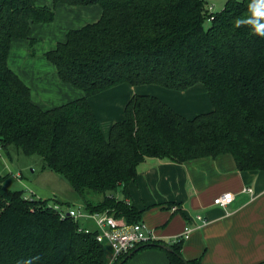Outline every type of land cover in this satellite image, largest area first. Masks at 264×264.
<instances>
[{
  "label": "trees",
  "instance_id": "obj_1",
  "mask_svg": "<svg viewBox=\"0 0 264 264\" xmlns=\"http://www.w3.org/2000/svg\"><path fill=\"white\" fill-rule=\"evenodd\" d=\"M61 3L99 5L102 13L45 52L83 95L43 108L9 56L21 39L34 54L33 26L54 21ZM122 83L173 90L203 83L213 109L189 118L155 95L135 93L105 135L89 98ZM12 145L67 179L77 198L66 203L129 223L142 221L128 202L129 185L148 157L184 163L230 153L238 170H264V0H228L216 13L207 0H0V148ZM6 178L0 174V264H107L94 232L80 231L56 203L9 188ZM184 240L134 250L166 244L170 264H201L183 256Z\"/></svg>",
  "mask_w": 264,
  "mask_h": 264
},
{
  "label": "crops",
  "instance_id": "obj_2",
  "mask_svg": "<svg viewBox=\"0 0 264 264\" xmlns=\"http://www.w3.org/2000/svg\"><path fill=\"white\" fill-rule=\"evenodd\" d=\"M37 2L51 6L53 0ZM55 12L53 22L33 26L32 34L38 39L35 55L29 54L28 40L21 39L13 43L9 56L11 67L29 86L33 102L43 108L83 95L81 89L61 80L54 64L46 60L45 52L64 40L75 24L98 20L102 9L99 5L61 3ZM135 93L155 95L189 118L213 109L203 83L185 90L158 84L122 83L89 98L105 135L115 122L124 118L125 106ZM129 190L128 200L142 211V221L161 242L183 235L187 226L199 223L197 215L207 219L185 238L182 247L185 258H198L201 264L264 262V170L240 171L230 153L184 163L148 157L139 166ZM227 191L234 192L233 202L226 206L214 204V198ZM125 264H170V261L165 248L148 247L136 251Z\"/></svg>",
  "mask_w": 264,
  "mask_h": 264
},
{
  "label": "rangeland",
  "instance_id": "obj_3",
  "mask_svg": "<svg viewBox=\"0 0 264 264\" xmlns=\"http://www.w3.org/2000/svg\"><path fill=\"white\" fill-rule=\"evenodd\" d=\"M227 1L228 0H207V8L213 13H216L224 8ZM87 21L90 22L89 20ZM81 23L75 24L73 27L78 28L84 25L83 22ZM210 24L211 19L208 18L205 22V26L208 27ZM27 45L29 54H31L29 43H27ZM27 45H25V48ZM41 46L46 47V44L42 43ZM25 51H27V49ZM35 54L36 49L34 54L31 55ZM12 65L13 64L10 62L9 66L11 67ZM13 70L15 71V69ZM0 174L7 175L6 184L9 188L23 190L25 195H36L48 199L51 203H56L58 206L68 207L69 203L66 202L70 199L77 198L76 193L67 179L50 168L45 167L44 160L41 156L37 154L26 155L20 148L16 147V145H12L8 147V149L0 148ZM60 201H65V203H61ZM69 202L72 203L73 201ZM128 202L131 201L128 200ZM76 203L87 208L86 204L83 202Z\"/></svg>",
  "mask_w": 264,
  "mask_h": 264
},
{
  "label": "built area",
  "instance_id": "obj_4",
  "mask_svg": "<svg viewBox=\"0 0 264 264\" xmlns=\"http://www.w3.org/2000/svg\"><path fill=\"white\" fill-rule=\"evenodd\" d=\"M234 199V192L227 191L215 197L214 204L226 206L232 203ZM56 207L62 210L60 211L61 216L66 215L78 222L80 231L95 233L96 240L108 250L107 264H114L141 244L157 241L155 235L147 229L143 221L129 223L124 217H117L108 211H91L79 203H73L68 207L61 208L58 205ZM172 209L175 210L176 208L173 207ZM196 218L199 223L186 227L185 232L181 235L184 239L193 229L207 222V219L202 215H197ZM181 236L168 240L167 243L176 241Z\"/></svg>",
  "mask_w": 264,
  "mask_h": 264
},
{
  "label": "water",
  "instance_id": "obj_5",
  "mask_svg": "<svg viewBox=\"0 0 264 264\" xmlns=\"http://www.w3.org/2000/svg\"><path fill=\"white\" fill-rule=\"evenodd\" d=\"M158 245H159V247L165 248V249H167V250H170V249H171V248H170L169 246H167L166 244H158ZM136 250H137V249H136ZM136 250H133L128 256L133 255V254L135 253ZM120 264H121V262H120ZM262 264H264V262H263Z\"/></svg>",
  "mask_w": 264,
  "mask_h": 264
}]
</instances>
